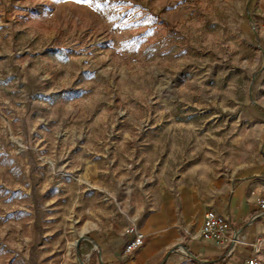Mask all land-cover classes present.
I'll list each match as a JSON object with an SVG mask.
<instances>
[{
	"label": "rangeland",
	"instance_id": "374dc122",
	"mask_svg": "<svg viewBox=\"0 0 264 264\" xmlns=\"http://www.w3.org/2000/svg\"><path fill=\"white\" fill-rule=\"evenodd\" d=\"M243 183L256 216L264 0H0V264H87L180 192L212 209ZM252 218L228 257L175 264H264Z\"/></svg>",
	"mask_w": 264,
	"mask_h": 264
},
{
	"label": "crops",
	"instance_id": "0c3cea01",
	"mask_svg": "<svg viewBox=\"0 0 264 264\" xmlns=\"http://www.w3.org/2000/svg\"><path fill=\"white\" fill-rule=\"evenodd\" d=\"M246 188V183H243L233 195L228 194L220 202L217 200L211 206L212 209L200 193L193 190L182 191L178 204L173 199H168L144 218L139 231L144 235L145 243L133 256L124 258V242L121 237L112 240L100 237L101 239L90 241L95 246V252L89 253L87 264H175L187 258L186 254L201 261L217 256L220 259L228 257L225 246L204 237V217L208 210H215L228 216L238 231L252 237L254 228L245 229L242 226L245 221L255 217V210L245 199ZM253 223L248 225L252 226ZM255 229L258 234H264V225L257 224ZM93 253H97L96 259Z\"/></svg>",
	"mask_w": 264,
	"mask_h": 264
},
{
	"label": "built area",
	"instance_id": "2783aa9c",
	"mask_svg": "<svg viewBox=\"0 0 264 264\" xmlns=\"http://www.w3.org/2000/svg\"><path fill=\"white\" fill-rule=\"evenodd\" d=\"M259 206L261 212L252 219V222L264 217V201H261ZM203 235L207 240L225 246L231 253L234 252L237 247L241 246L246 239L243 233L238 231L228 218L215 210H208L205 214ZM127 236L131 238L127 243H124L123 256L125 259L133 256L145 243L144 235L136 226L130 228L127 232ZM172 252H174V250ZM186 255L190 259L195 260L193 256H189V254ZM100 261L102 262L101 258ZM245 264H257V258H251Z\"/></svg>",
	"mask_w": 264,
	"mask_h": 264
},
{
	"label": "snow or ice",
	"instance_id": "6c2138e0",
	"mask_svg": "<svg viewBox=\"0 0 264 264\" xmlns=\"http://www.w3.org/2000/svg\"><path fill=\"white\" fill-rule=\"evenodd\" d=\"M77 2H83V3H89V4H91V3L94 2V0H77Z\"/></svg>",
	"mask_w": 264,
	"mask_h": 264
}]
</instances>
